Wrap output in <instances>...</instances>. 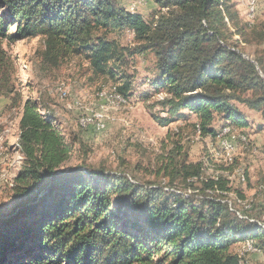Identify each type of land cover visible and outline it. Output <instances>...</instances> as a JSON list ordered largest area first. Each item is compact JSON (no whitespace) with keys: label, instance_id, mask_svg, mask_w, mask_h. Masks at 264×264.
I'll return each instance as SVG.
<instances>
[{"label":"trees","instance_id":"1","mask_svg":"<svg viewBox=\"0 0 264 264\" xmlns=\"http://www.w3.org/2000/svg\"><path fill=\"white\" fill-rule=\"evenodd\" d=\"M155 3L147 22L117 0H0V94L11 109L21 107L17 145L23 166L14 190L23 199L40 193L36 203L0 220V264H238L233 246L247 241L264 257V225L238 218L232 207L230 196L244 198L234 196L223 179L201 180V164L190 171L185 152L180 158L177 150L165 170L179 157L185 191L199 190L200 196L85 166L58 169L71 146L53 111L44 96H24L11 81L3 45L28 37L43 38L42 61L50 67L84 57L94 75L114 79L109 63L121 53L106 35L128 31L135 43L128 55L152 58L149 85L154 95H163L157 105L170 116L152 117L158 125L166 127L186 111L195 118L193 130L215 140V119L221 128L248 127L238 105L264 122L263 52L258 49L252 63L240 47H259L264 28L239 23L232 0ZM114 87L129 98L131 83Z\"/></svg>","mask_w":264,"mask_h":264},{"label":"rangeland","instance_id":"2","mask_svg":"<svg viewBox=\"0 0 264 264\" xmlns=\"http://www.w3.org/2000/svg\"><path fill=\"white\" fill-rule=\"evenodd\" d=\"M117 2L127 11L141 15L147 22L157 10L155 0H144L134 10H129V7L136 0ZM232 3L238 12L239 23L264 28V0H256L251 20L247 17V0H232ZM0 12H3L1 7ZM8 31L14 34L15 26H10ZM106 39L113 42L121 53L109 63L113 67L114 79L106 74L94 75L84 57L60 60L56 67L44 64L42 37H28L3 45L12 64L11 81L14 79L15 88L24 96L31 94L35 99L41 96L46 98L66 142L71 146L67 160L58 169L85 166L94 171L126 175L138 185H153L163 191L200 196L199 190L188 188L185 191V174L180 164V153L185 152V165L191 166L190 171H195L201 164V180H225L234 196L244 198L243 202L238 203L230 196L232 207L245 215L242 205H249L252 210L246 213L264 225V122L259 114L238 105L248 127L245 130L229 127L232 130L223 135V123L215 119L211 124L217 131L215 140L201 137L198 131L195 132V118L186 111H182L185 115L183 118L174 117L168 126L161 127L152 117L170 116L157 105L163 95H154L155 91L149 85L153 79L151 56L128 55L135 45L133 35L128 31L108 34ZM233 39L237 40L238 37ZM240 47L251 60L258 49L264 57V42L259 47L243 44ZM124 82L131 83L126 104L118 109H108V96L114 91V86ZM60 90L65 91L64 98L60 97ZM145 95L149 96L147 101L143 100ZM9 104L8 98L0 94V220L4 221L12 218L24 200L14 190L15 178L23 166L17 145L21 107L11 109ZM95 115L103 119L101 124L104 130L80 127V119H92ZM242 136L244 141L239 140ZM177 150H180V158L175 156L174 169L169 166L165 170L170 157H174ZM172 170L173 174L168 175ZM193 182L194 187L199 189L200 184L196 179ZM242 245H234L233 252L240 254ZM242 262L264 264V257L261 252L248 253Z\"/></svg>","mask_w":264,"mask_h":264},{"label":"bare ground","instance_id":"3","mask_svg":"<svg viewBox=\"0 0 264 264\" xmlns=\"http://www.w3.org/2000/svg\"><path fill=\"white\" fill-rule=\"evenodd\" d=\"M255 3L256 0H247V11L251 10V18L250 20L254 17V10H255ZM247 17L249 19V11L247 12ZM66 95L64 90H60V97L64 98V96ZM61 98V99H62ZM126 104L125 99L122 98V96H120L114 89V91L112 92V94L110 96H108L107 101H106V107H108V109H118L121 106H124ZM96 118V120L98 121L99 124H101V122L103 121V119H101L100 115H95L94 116ZM109 121L112 119L107 118ZM86 121H93L92 119H86ZM81 123H85V118H82L79 120V124ZM222 130H230L228 127H223L221 129V132L223 135H226L228 133V131H222ZM230 132V131H229ZM240 141H244L243 136L240 137L239 139ZM262 188V187H261ZM264 190V187H263ZM235 201V200H234ZM238 203H241L242 201H237ZM229 206H231V203H228ZM244 206V210H245V214L246 211H250L251 212V207H249V205H242ZM236 212H239L238 210ZM238 218L240 219H246L244 216H238L236 215ZM249 219H252L249 217ZM253 248V250L255 251V253H258L259 251L252 245L251 241H247L246 243L244 242V244L242 245V249H241V253L238 254L239 260H238V264H246L242 262V258L244 257L245 254H248L247 252L250 251V249Z\"/></svg>","mask_w":264,"mask_h":264},{"label":"built area","instance_id":"4","mask_svg":"<svg viewBox=\"0 0 264 264\" xmlns=\"http://www.w3.org/2000/svg\"><path fill=\"white\" fill-rule=\"evenodd\" d=\"M144 0H136L135 3H133L130 7H129V10H134L136 7H138L140 4H142ZM250 2V0H249ZM249 11V20L251 18V10H248ZM126 102V101H125ZM80 127L82 128H85V127H92L95 131H101V130H104V125L102 124H99L98 121L96 120V118L93 116V121H86V117H85V123H81L79 124ZM232 129L230 130H222V131H231ZM236 215L238 216H244L246 218L247 221H254L253 219H249V216L248 214H242L240 212H236ZM247 253H255V251L253 250V248L250 249V251H248Z\"/></svg>","mask_w":264,"mask_h":264},{"label":"water","instance_id":"5","mask_svg":"<svg viewBox=\"0 0 264 264\" xmlns=\"http://www.w3.org/2000/svg\"><path fill=\"white\" fill-rule=\"evenodd\" d=\"M242 57L245 58L246 60H248V61H250V62L253 63V60L249 59L245 55H242ZM261 76L264 79V76L262 74H261ZM39 195H40V193H36L35 195H30V197H28L27 199H24L22 201V205L21 206H30V205H33L34 203H36Z\"/></svg>","mask_w":264,"mask_h":264},{"label":"crops","instance_id":"6","mask_svg":"<svg viewBox=\"0 0 264 264\" xmlns=\"http://www.w3.org/2000/svg\"><path fill=\"white\" fill-rule=\"evenodd\" d=\"M20 119V118H19ZM18 123H19V121H18Z\"/></svg>","mask_w":264,"mask_h":264}]
</instances>
